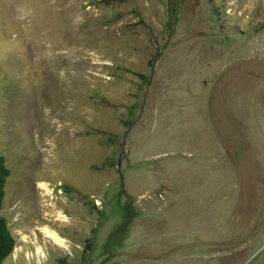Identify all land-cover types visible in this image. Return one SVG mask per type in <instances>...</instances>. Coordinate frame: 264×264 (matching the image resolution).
Masks as SVG:
<instances>
[{"label":"rangeland","instance_id":"rangeland-1","mask_svg":"<svg viewBox=\"0 0 264 264\" xmlns=\"http://www.w3.org/2000/svg\"><path fill=\"white\" fill-rule=\"evenodd\" d=\"M0 153L2 264H264V0H0Z\"/></svg>","mask_w":264,"mask_h":264},{"label":"trees","instance_id":"trees-1","mask_svg":"<svg viewBox=\"0 0 264 264\" xmlns=\"http://www.w3.org/2000/svg\"><path fill=\"white\" fill-rule=\"evenodd\" d=\"M9 173L10 169L5 163L4 156L0 153V264L12 253L15 244V238L9 229L8 221L1 212L5 199V182Z\"/></svg>","mask_w":264,"mask_h":264},{"label":"bare ground","instance_id":"bare-ground-1","mask_svg":"<svg viewBox=\"0 0 264 264\" xmlns=\"http://www.w3.org/2000/svg\"><path fill=\"white\" fill-rule=\"evenodd\" d=\"M38 186H39V189H40L41 196H43V197H46V196L48 197L49 196V198L52 197L51 188L48 186V183L46 181H39L38 182ZM39 189H37V190H39ZM39 205H41V204H39ZM49 206H52V204L50 203ZM51 209L52 210H55L53 208H51ZM56 211H57V214L55 212V215H56V218L55 219H59V220H66L67 219V216L64 215L61 210H56ZM41 231H42V233H43V235L45 236L46 239L49 238L55 244L65 245V238H63L62 236H60L54 229H51L48 226H43V227H41ZM23 239H26V235L23 236ZM18 248L19 247H17V249ZM35 252H36L35 254H39V255L45 254L43 252L42 247L39 246V245L36 246Z\"/></svg>","mask_w":264,"mask_h":264}]
</instances>
